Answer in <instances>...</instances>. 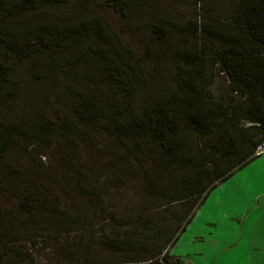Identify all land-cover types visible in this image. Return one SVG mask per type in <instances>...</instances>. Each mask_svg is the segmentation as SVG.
Here are the masks:
<instances>
[{
    "label": "rangeland",
    "instance_id": "rangeland-1",
    "mask_svg": "<svg viewBox=\"0 0 264 264\" xmlns=\"http://www.w3.org/2000/svg\"><path fill=\"white\" fill-rule=\"evenodd\" d=\"M73 6L76 11H47L50 13L34 19L52 16L67 21L84 12L102 15L118 35L120 44L130 49L138 63L131 75L135 88L117 86L108 75L106 64L93 54L86 52V62L77 61L78 55L89 49L90 40L79 39L65 46H34L22 53L7 45L0 47L3 69L15 82L13 88L0 93L2 121L37 124L45 120L59 123L60 118H68L81 131V137L76 138L56 128L48 142L16 135L8 150L0 154V264H150L156 259L147 262L145 257L149 254L143 250L148 245L160 249L167 239L173 241L177 233L164 235L158 241L152 235L142 234L141 229L155 230L161 226L163 233L166 227L170 233L178 232L183 223L166 222L162 216L167 219L168 211H180L181 206L175 203L164 207L169 195L163 185L152 183L157 196L146 188L155 175L144 172V165L157 147L149 141L147 145L138 144L139 139L114 131L110 106L124 120L142 113L146 104L159 95L178 89L176 51L201 43L206 23L214 20L230 23L235 3L136 0L126 17L106 0H82ZM159 13L182 27L181 33L178 30L169 33L164 47L151 44L154 33L148 26ZM29 19L24 17L25 21ZM210 59H215L213 54ZM207 71L206 80L213 78L217 85L228 83L216 63H211ZM231 96V112L246 102L241 93ZM87 97L91 99L87 101ZM85 102L89 106L84 107ZM238 124L241 129L254 125L247 118L240 119ZM249 134L247 145L251 149L250 143L258 142L260 137L257 132ZM187 137L184 151H191L196 158L211 154L206 139L194 134ZM249 167L240 171H261L254 165ZM238 180H227L224 186L215 188L202 205L205 214L198 217L195 227L184 238L180 236L183 242L176 248L181 255L180 264H213L217 246L212 240L200 243L193 238L204 231L205 215L208 219L219 213L216 202L220 193L222 197L227 192L233 194L238 189ZM27 202L36 207L27 211ZM134 228L133 233L123 234L122 229ZM126 241L129 243L125 244ZM174 248L167 250L172 254ZM223 262L228 264V259ZM230 264L236 262L231 259Z\"/></svg>",
    "mask_w": 264,
    "mask_h": 264
},
{
    "label": "trees",
    "instance_id": "trees-1",
    "mask_svg": "<svg viewBox=\"0 0 264 264\" xmlns=\"http://www.w3.org/2000/svg\"><path fill=\"white\" fill-rule=\"evenodd\" d=\"M81 1L0 0L3 16L0 18V47L7 45L14 52L22 53L34 46H65L79 39L90 40L89 49L79 54L77 61H85L86 52L93 54L106 64L105 69L117 86L134 90L135 79H131V75H134L132 69L138 63L130 49L120 44L118 35L113 33L102 15L84 12L67 21H59L52 16L34 19L35 16L50 13L47 11H76L73 5ZM106 1L126 17L136 0ZM232 1L235 6L230 23L215 20L206 23L201 43L176 51V66L180 71L178 89L159 95L146 104L142 113L133 114L128 119H119V111L110 106V123L114 131L139 139L138 144L149 141L157 147L144 165V172L155 175L146 188L152 191L153 184L163 185L167 189L166 195H169L164 207L175 203L181 206L180 211H168L170 215L167 219L162 216L166 222L183 223L178 232L170 233L166 227L163 233L161 226L155 230L141 229L142 234L152 235L158 241L163 240L164 235L177 233L173 241L167 239L160 249L148 245L143 250V253L149 254L145 257L147 262L156 259L150 264H180L167 248L176 245L215 188L264 154H257L258 146L264 143V0ZM24 17L31 19L25 21ZM151 20L148 26L154 33L153 45L164 47L171 31L181 33V24L171 22L165 14L154 15ZM211 54L215 59H210ZM160 56L161 53L159 59ZM213 62L228 83L217 85L213 78L206 80L207 67ZM13 84L15 82L8 78L0 57V93L5 88H13ZM233 93L245 95L246 102L231 112ZM83 106L89 105L85 102ZM242 118L251 120L254 125L239 128ZM56 128L71 137H81V131L68 118H60L59 123L45 120L37 124H6L0 111V154L8 150L16 135L48 142ZM253 132H257L256 136L260 138L258 142L250 143L252 148L248 149L247 139ZM187 134L206 139L212 155L200 154L196 158L191 151H184L188 145ZM86 196L90 200V196ZM34 207L36 205L26 203L27 211ZM122 230L124 235H129L135 228ZM119 242L123 243L122 240ZM163 253V257L157 259Z\"/></svg>",
    "mask_w": 264,
    "mask_h": 264
},
{
    "label": "crops",
    "instance_id": "crops-1",
    "mask_svg": "<svg viewBox=\"0 0 264 264\" xmlns=\"http://www.w3.org/2000/svg\"><path fill=\"white\" fill-rule=\"evenodd\" d=\"M253 165V168L258 167L261 171L250 172L253 169H247L236 172L228 182L238 178L237 191L234 190L233 194L224 193L223 197L220 193L219 200L216 202L219 213L208 219L205 215L202 221L204 231L198 232L197 236L193 238V241L198 240L200 243L212 240L217 246L213 252L216 254L213 264H227L223 262L225 258L228 259V264L231 259L236 264H264V247L260 244V234L264 228V154L257 157L248 166L251 168ZM228 182L226 181V183ZM226 183H222L220 186H224ZM202 214L205 213L201 206L187 230L181 234V238H184L186 233L195 227L194 222ZM246 234L247 242L245 241ZM181 238L174 246L172 253L177 259L181 256L176 253V248L182 245L183 239ZM196 254L199 255L198 252ZM181 262L183 263V261Z\"/></svg>",
    "mask_w": 264,
    "mask_h": 264
},
{
    "label": "snow or ice",
    "instance_id": "snow-or-ice-1",
    "mask_svg": "<svg viewBox=\"0 0 264 264\" xmlns=\"http://www.w3.org/2000/svg\"><path fill=\"white\" fill-rule=\"evenodd\" d=\"M237 227H239V226L237 225ZM245 228L247 229L248 226L246 225ZM247 239H248V236H247V234H246V235H245V241H246V242H247ZM234 242H235V241H234ZM260 244H261L262 247H264V228H262V230H261V234H260Z\"/></svg>",
    "mask_w": 264,
    "mask_h": 264
},
{
    "label": "built area",
    "instance_id": "built-area-1",
    "mask_svg": "<svg viewBox=\"0 0 264 264\" xmlns=\"http://www.w3.org/2000/svg\"><path fill=\"white\" fill-rule=\"evenodd\" d=\"M264 153V143L258 146L257 154L260 155Z\"/></svg>",
    "mask_w": 264,
    "mask_h": 264
}]
</instances>
